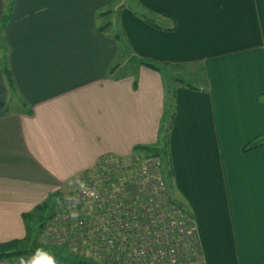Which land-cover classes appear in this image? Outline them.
Instances as JSON below:
<instances>
[{"label": "crops", "instance_id": "obj_1", "mask_svg": "<svg viewBox=\"0 0 264 264\" xmlns=\"http://www.w3.org/2000/svg\"><path fill=\"white\" fill-rule=\"evenodd\" d=\"M125 2L13 0L0 31L17 93L0 64V242L103 160L158 142L163 74L180 71L195 81L173 85L167 193L188 210L202 264H264V0H136L162 28L121 6L128 54L110 73L116 42L94 15ZM131 57L160 71L132 61L119 73Z\"/></svg>", "mask_w": 264, "mask_h": 264}, {"label": "built area", "instance_id": "obj_2", "mask_svg": "<svg viewBox=\"0 0 264 264\" xmlns=\"http://www.w3.org/2000/svg\"><path fill=\"white\" fill-rule=\"evenodd\" d=\"M158 165L149 155L105 159L63 194L45 229L75 255L67 264H202L192 221L167 200ZM35 255L0 264H28Z\"/></svg>", "mask_w": 264, "mask_h": 264}, {"label": "trees", "instance_id": "obj_3", "mask_svg": "<svg viewBox=\"0 0 264 264\" xmlns=\"http://www.w3.org/2000/svg\"><path fill=\"white\" fill-rule=\"evenodd\" d=\"M132 2H134V7L125 2V4H119L117 7L113 8H104L101 11H98L97 13L95 12L96 16V28L97 31L100 33H104L107 34L108 37L112 38V40H114L116 42V54L115 57H113L112 61L110 62V68L108 69L109 72L111 73L114 69L117 68V66L119 65V63H122L126 58H127V52H128V43L125 41V39L122 38L121 35V29L120 27H118L117 24V20H118V15H117V11L118 8H121V6L127 5L128 8L132 11V13L134 15H137L138 17H141L144 22H146L149 25H153V26H157V28H162L161 25L158 24L157 22V17L155 16V14L150 13L149 11H147L146 9H144V6L141 5L139 2H136V0H131ZM13 0H7L5 3V10L2 13L1 16V23H0V31H3V28L5 26V24L7 23V19L10 15V12H12L13 9ZM8 56H7V46H3V49L1 51V55H0V64H1V69H2V75H3V79L4 81H6V88L7 91L10 95V97H12V95H16V90L14 87V81H12L11 78V72L10 69H8ZM127 60H131L134 63L141 65L144 64L146 65V67H149L151 69H155L160 71L159 64L158 62H150L146 59H134V58H129ZM169 64L168 62L162 63L161 66L164 68H166ZM182 76L184 77V73L183 72H178L177 74H170L168 73L167 76H165V74L163 75V83H164V104H162V116H165V120H164V125H161L158 128V132H161V138L159 136V143H154L153 145H147L144 144V146H134V149L137 150H141L143 151V155H149V156H154L156 158H158V160H160V165L158 168V172H160L163 184L165 185V195L167 196V200L169 201V203H172L175 205L176 208H178L180 210V212L183 215H186L188 217V220H190L189 214H188V210L186 208H183L179 203L175 202V199L172 196H169V194L167 193V184H165L164 178L166 177H170L171 172L168 169L169 163H168V159H167V147H166V141H167V129L170 126V118L171 116H173L174 113V107H173V98H172V94L174 92L173 89V85L175 84H183L184 86H189L191 87V83L187 82L185 80H183ZM201 79H202V75H201ZM167 81V83L164 82ZM193 87V86H192ZM9 97V98H10ZM257 144H261V141H259L258 139H254L253 141L247 143L244 147L245 148H252ZM60 192L58 193H54V194H50V195H54L55 197L60 196L59 195ZM55 199H45L44 202L42 201L41 203L37 204V206H34L31 210H27L24 213H22V217H23V222H24V226H26V231L23 237L19 238V237H15L12 240H5L0 242V259L3 257H15V255H26L27 253H36L39 250H42L44 252H47L49 254H51L52 256H56V258H60L61 260H68L73 261L75 255H73V253H71L70 255H68V253H65L64 257L61 256V251H63L64 249H62V247H59L56 245V243H53V245L50 246V248H47L44 243L42 242H37L36 238H32L30 235V231H34L35 234H38V231L41 230L42 228H45L44 224L45 221L50 219V217H52L55 213L54 210H51V207L54 205V201ZM31 221V223H33L36 228L34 230V228H32V226H30L29 222ZM191 221V220H190ZM59 247V248H58Z\"/></svg>", "mask_w": 264, "mask_h": 264}, {"label": "rangeland", "instance_id": "obj_4", "mask_svg": "<svg viewBox=\"0 0 264 264\" xmlns=\"http://www.w3.org/2000/svg\"><path fill=\"white\" fill-rule=\"evenodd\" d=\"M134 66V63L132 62V61H129V63L123 68V69H120L118 72L120 73V72H123L125 69H128L129 67H133ZM162 72V71H161ZM162 74H163V72H162ZM167 72H165V76H167ZM164 75V74H163ZM182 78H183V80H185V81H187V82H193V81H195V80H193L192 79V77H187V76H182ZM164 82H165V80H164ZM165 83H167V81L165 82ZM164 120H165V116H162L161 117V119H160V123H161V125H164L165 123H164ZM161 132H159V136H160V138H161ZM157 143H159V142H157ZM144 154V153H143ZM139 155H142V154H139ZM142 156H144V155H142ZM141 156V157H142ZM133 158H137V159H139L140 157H137V156H135V157H133ZM132 158V159H133ZM132 159H129V160H132ZM128 160V161H129ZM127 161V160H126ZM74 186H73V189H71V191L72 192H74ZM63 191H65L64 192V194L66 193H68L69 191L67 190H63ZM72 194V193H71ZM64 196V195H63ZM63 196H59V198L58 197H55V200H53L55 203H54V205L51 207V210L50 211H52V210H54V211H56L57 210V208L59 207V206H61V204L64 202L63 201ZM48 221H49V219L48 220H46L45 221V224H44V226L46 227L47 226V223H48ZM29 224H30V226H32V228H34V230H35V228H36V226L33 224V223H31V221L29 222ZM30 235H31V237L32 238H36L37 239V242H42V243H44V245L47 247V248H50V246L51 245H53V240L55 239L54 237H52V234H49V231H47V228L45 229V228H42L41 230H39L38 231V234H35V232L34 231H30ZM57 246H59V247H62V245H59L58 243L56 244ZM58 247V248H59ZM62 249H64L63 251H61V256L62 257H64L65 255V253H68V255H70L71 254V252L69 251V249H67V247L66 246H63L62 247ZM72 255V254H71ZM54 258H55V260L57 261V264H67L66 262V259H64V260H61L60 258H56V256H54ZM71 262V261H70Z\"/></svg>", "mask_w": 264, "mask_h": 264}, {"label": "clouds", "instance_id": "obj_5", "mask_svg": "<svg viewBox=\"0 0 264 264\" xmlns=\"http://www.w3.org/2000/svg\"><path fill=\"white\" fill-rule=\"evenodd\" d=\"M28 264H57V261L51 254L39 250Z\"/></svg>", "mask_w": 264, "mask_h": 264}]
</instances>
